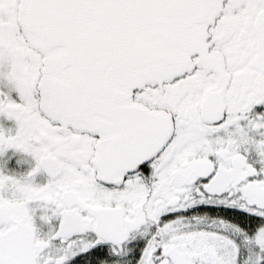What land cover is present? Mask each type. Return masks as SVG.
<instances>
[{
  "label": "snow or ice",
  "instance_id": "snow-or-ice-1",
  "mask_svg": "<svg viewBox=\"0 0 264 264\" xmlns=\"http://www.w3.org/2000/svg\"><path fill=\"white\" fill-rule=\"evenodd\" d=\"M0 264H264V0H0Z\"/></svg>",
  "mask_w": 264,
  "mask_h": 264
}]
</instances>
